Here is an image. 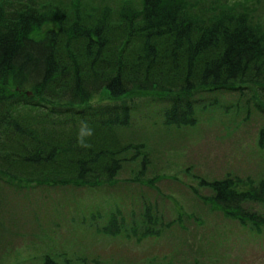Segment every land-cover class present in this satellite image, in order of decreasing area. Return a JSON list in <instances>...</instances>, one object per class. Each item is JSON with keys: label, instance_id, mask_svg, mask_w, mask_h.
<instances>
[{"label": "trees", "instance_id": "1", "mask_svg": "<svg viewBox=\"0 0 264 264\" xmlns=\"http://www.w3.org/2000/svg\"><path fill=\"white\" fill-rule=\"evenodd\" d=\"M261 5L264 0H0V183L115 184L130 147L141 150L122 134L141 97L168 104V125L196 122L191 99L198 91H240L264 115ZM81 121L93 129L87 148L77 142ZM142 157L128 181L146 177L149 159ZM203 184L209 196L194 192L210 210L261 231L264 214L248 203L264 204V176L234 174ZM153 208L146 204L150 226L161 222ZM151 233L146 227L138 241ZM41 264L61 263L45 255Z\"/></svg>", "mask_w": 264, "mask_h": 264}, {"label": "rangeland", "instance_id": "2", "mask_svg": "<svg viewBox=\"0 0 264 264\" xmlns=\"http://www.w3.org/2000/svg\"><path fill=\"white\" fill-rule=\"evenodd\" d=\"M257 11L264 14V6ZM255 91L249 86L250 95ZM239 92H196V122L181 126L165 123V102L153 95L137 99L122 134L141 150L130 147L110 187L0 183V264H41L45 255L61 264H194L196 256L199 264H264V227L259 232L210 210L194 192L209 196L203 183L229 175L264 176V115ZM143 155L146 177L128 181ZM147 203L159 213L154 226L144 221ZM248 204L264 214V204ZM146 227L154 233L138 241Z\"/></svg>", "mask_w": 264, "mask_h": 264}, {"label": "clouds", "instance_id": "3", "mask_svg": "<svg viewBox=\"0 0 264 264\" xmlns=\"http://www.w3.org/2000/svg\"><path fill=\"white\" fill-rule=\"evenodd\" d=\"M93 134V129L90 128L86 121L80 122L79 131L77 133V142L81 147H90V144L85 140V137H90Z\"/></svg>", "mask_w": 264, "mask_h": 264}]
</instances>
